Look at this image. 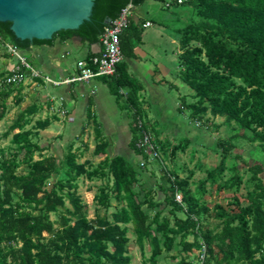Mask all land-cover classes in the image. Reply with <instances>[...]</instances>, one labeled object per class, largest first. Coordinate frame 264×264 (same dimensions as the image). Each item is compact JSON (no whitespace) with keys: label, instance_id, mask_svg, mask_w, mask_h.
<instances>
[{"label":"trees","instance_id":"trees-1","mask_svg":"<svg viewBox=\"0 0 264 264\" xmlns=\"http://www.w3.org/2000/svg\"><path fill=\"white\" fill-rule=\"evenodd\" d=\"M144 1L95 0L89 20L54 36L78 35L84 41L97 42L122 8ZM175 3L179 4L178 0ZM184 5L186 11L180 16L187 15L189 20L178 29L177 66L179 76L194 92L192 101L182 96L178 109L187 110L188 118L200 125L208 123L209 113L213 118L221 116L222 124L235 130L215 142L214 150L222 155L220 163L194 181V188V169L181 176L176 167L164 165L165 154L175 161L178 150H185L191 140L173 145L169 138L154 136L156 129L144 120L140 82L121 69L122 60L114 75L102 78L108 80L117 98L122 97L120 88H126V103L135 108L130 148L140 158L138 162L121 154L106 155L97 164L79 162L83 152L74 151V140L62 158L45 154L47 148L33 136L51 120L32 124L36 104L20 110L9 128L0 133V264H131L130 231L142 250L150 248L145 264H162L160 259L168 257L172 263L166 264H264V0H185L179 4ZM142 30L141 23L129 18L120 36L124 57L133 55L142 41ZM0 37L19 51L32 43L53 41L17 38L8 21L0 22ZM3 41L0 57H11ZM92 57L83 61L92 65ZM23 72L29 73L26 68ZM9 75L11 69L0 70V122L9 111L11 97L15 105L24 100L23 84L8 82ZM143 131L152 135V150L139 145ZM10 134L15 150L7 151L1 142ZM239 138L255 143L252 154L261 155L259 162L246 164L243 171L231 157ZM107 146V141L97 143L94 153L106 154ZM153 161L164 166L160 180L150 182L155 172L151 170L148 178L145 174ZM228 168L232 175L220 179ZM84 176L105 180L95 196L99 208L93 217L78 192V181ZM208 183L217 190L236 191L245 184L246 202L235 195L226 206L218 202L210 207L205 199ZM158 192L162 197L155 199ZM180 192L182 198L177 200ZM112 198L122 205L109 213Z\"/></svg>","mask_w":264,"mask_h":264},{"label":"crops","instance_id":"crops-1","mask_svg":"<svg viewBox=\"0 0 264 264\" xmlns=\"http://www.w3.org/2000/svg\"><path fill=\"white\" fill-rule=\"evenodd\" d=\"M146 2L147 0L139 5L133 4L130 18L136 24L141 23L143 27L142 41L135 47L133 55L129 57L123 56L122 60H124L125 64L121 69L123 68V71L126 69L134 79L140 82L139 97L144 117L153 119L155 116H160L165 122V127L171 129L173 124L172 119H168L164 113L167 108V101L162 87L164 85L167 87L175 86L170 79L171 76H174H170L172 72L170 67L172 64H176V68H178L177 62L180 53L178 49L179 26L176 24L180 21L182 13L180 10L173 8V11L160 14L158 15V19H156L149 16L150 9L148 11V9L143 10L140 7ZM170 2L172 3L171 6L166 7V3L170 5ZM179 4H176L175 0H163L164 9H170L173 6H179ZM168 18L169 20L167 21ZM172 20H174V23L169 27V24H166V22ZM63 36H53L51 43H32L23 50L26 60L35 70L41 75L45 74L44 76H48L56 81L73 78L77 73V62L100 53L103 48L100 40L91 43L84 41L78 35H72L68 38ZM159 39L167 40L166 43L163 42L161 44L165 46L164 48H159V44L157 47ZM11 57L15 56L11 55ZM17 63L18 60L14 64L16 65ZM14 64L10 67L7 62L6 70L13 68ZM36 65H39V67H36ZM102 77L87 81L52 84L45 81L44 78L42 80L31 78L28 73V77L22 83L24 100L29 95L33 96L31 104L38 106L37 113L33 117L35 119L33 120V124L37 120L47 118L51 120L50 125L47 127L54 126L58 128L57 125H54L55 122H65L63 126H60V129L63 128V130L58 128L54 137L55 139L58 137L56 140L61 137L57 141V145L63 153L72 140L75 143L78 140L81 141V145L88 149L90 144L87 137L93 136L95 141L94 149L97 143L108 142L106 154L97 155L103 157L102 159L106 155L132 154L130 141L133 136V113L121 117H118L117 114L119 113V108L121 110L130 108L132 111L135 108L126 103V88H120L119 93L122 97L117 98V94L111 88L108 80ZM45 89L47 90L45 91ZM86 144H88V147ZM40 146L50 148L49 143Z\"/></svg>","mask_w":264,"mask_h":264},{"label":"rangeland","instance_id":"rangeland-1","mask_svg":"<svg viewBox=\"0 0 264 264\" xmlns=\"http://www.w3.org/2000/svg\"><path fill=\"white\" fill-rule=\"evenodd\" d=\"M172 2V1H171ZM144 9H150L149 16L154 17L158 19V15L168 13L169 11H173L175 9L183 11L187 8L186 5L184 6H173L170 9H164L163 8V0H147L145 4L140 6ZM150 7V8H149ZM186 11V10H184ZM169 18L167 19V21ZM189 20V17L187 15L181 17L182 22H178L176 25L180 26L181 23L186 22ZM169 24V27H171L174 23V20L166 22V24ZM163 42H167L166 39H159L157 41V47L158 44L160 45L159 48H164V45H161ZM23 54V50H21ZM28 57V56H27ZM79 57V56H76ZM170 57V56H169ZM17 61L16 57H0V70L5 69L6 70V64L8 62V66H12ZM32 62V60H30ZM169 63H171L169 61ZM15 65V64H14ZM36 67H39V65H36ZM170 67V66H169ZM172 67V68H171ZM170 67V70L172 72L170 73L171 76L170 79L175 84L173 87H167L164 85L162 87V91L166 97L167 101V108L165 110V116L168 117V119H172V127L171 129L166 128L164 125V120L160 116L155 118H148L144 117V120L146 123H150V128H155V132L153 133L154 136H161L160 139L169 138L172 144H177L181 141H184L186 138H190L191 142L189 146L185 150H178L176 160L171 161L172 157L167 153L165 156L162 157L164 165L170 167H176L178 169V172L181 176H186L189 174V170L194 169L195 174L192 178V184L191 186L194 188V183L198 180L205 177L207 173V169H210L212 167L217 166L222 158V155L214 150L215 142L217 141V138L223 137L228 138L232 133H234L235 130L231 129V125L222 124L224 118L221 116H217L213 118V116L209 113L206 118H209V121L206 125H200L198 121H193L190 118H188V111L180 112L178 107L181 106V102L183 101L182 96H186L187 101H192L193 97L191 96L194 92L193 89H191L179 76L178 68H176V64H172ZM45 75V74H44ZM44 75H41V77H38V79L43 78ZM49 89V88H48ZM47 89H45L46 91ZM27 94V93H26ZM140 96V95H139ZM33 99V96H28V98L22 101L20 105H15L14 100L12 97L9 99V111L5 118L0 122V133L5 132L9 126L12 124V122L17 118V114L20 110L26 108L29 104H31ZM121 107V106H120ZM133 111L130 108H126L121 110L119 108V113L117 114L118 117L131 115ZM156 114V113H154ZM62 117V116H61ZM91 117V116H90ZM35 120V119H33ZM94 120V119H93ZM34 122V121H33ZM33 124V123H32ZM65 122L61 123H54V125H57L60 129V126H63ZM69 124V123H68ZM215 124H220V126H216ZM31 125H28L27 127H30ZM67 126V124H66ZM235 125L233 124V127ZM58 128L54 126L47 127L46 129L38 130V134L33 136V140L37 142L39 145L49 143L50 148L46 147L47 150L44 151L45 154L49 155L50 153L56 154L57 157L62 158L64 153L62 152L60 147L57 145L56 139L54 138L56 136V131H58ZM60 130H63L60 129ZM18 129H16L14 132H17ZM167 131V132H166ZM12 134H10L8 137L4 138L1 142V147L8 150H15L13 143L11 142ZM87 137V136H86ZM85 137V138H86ZM89 141V148L86 149L85 146L81 145V141H77L75 143L74 151L75 152H83L78 157L79 162H84L86 160L92 162L93 164H97L103 157L97 156L94 153V145L95 141L93 136L87 137ZM56 141V142H55ZM255 144V143H254ZM249 140L245 138H239L236 141V146L232 150L231 157L234 158V161H236L238 167L243 171L244 166L246 164H254L255 162H259L261 155L259 156L258 153L252 154L253 146ZM80 148V150H78ZM126 153V151H124ZM123 154V153H121ZM258 154V155H257ZM128 158L133 162L136 163L140 160V158L132 152ZM256 157H255V156ZM260 157V158H258ZM175 158V157H173ZM259 159V160H258ZM174 160V159H173ZM232 160L229 161L228 165H231ZM202 167H199L198 165H201ZM164 165H161L160 163L151 162L148 165V170L146 171L145 178L150 177V172L153 170L155 172V177H152L150 179V182H154L156 180H160V176L162 173V167ZM264 167V163H263ZM232 175V171L228 168L225 170L224 174L220 179L222 178H228ZM262 177L264 178V172H262ZM57 176H54L56 178ZM195 181V182H194ZM194 182V183H193ZM105 184L104 179H94L89 180L88 178L80 177L78 181L79 185V195L81 196L82 200L87 203L88 205V214L90 217H93L97 208H99L98 204L95 201V196L99 190L100 186H103ZM208 183V192L205 195V199L207 200L210 207H213L215 203H221L226 206L229 200L233 196L240 197L241 201L243 203L246 202L247 199V190L248 187L245 184H242L241 187L236 191L235 188H222L221 190H217L216 186L211 187ZM211 187V188H210ZM181 195V192L179 193ZM155 199L162 197V193H159L154 195ZM176 199L178 200V197L176 196ZM111 207L109 209V213L116 210L117 207H121L122 203H118L115 198L111 199ZM124 204V203H123ZM67 206H71V203L69 200H67ZM102 213L104 212V209L101 208L100 210ZM51 218L55 219L56 215L54 213L51 214ZM212 223L216 222L215 218H211L210 220ZM129 242L127 243L129 253L131 254V264H145V259L148 258L151 254L150 248L145 247L144 250L140 248V245L137 243L135 239V235L133 232L130 231L129 233ZM189 240H192V237H189ZM160 263L166 264V263H172L171 258H161Z\"/></svg>","mask_w":264,"mask_h":264},{"label":"water","instance_id":"water-1","mask_svg":"<svg viewBox=\"0 0 264 264\" xmlns=\"http://www.w3.org/2000/svg\"><path fill=\"white\" fill-rule=\"evenodd\" d=\"M95 0H0V22H11L20 39H51L77 29L92 15Z\"/></svg>","mask_w":264,"mask_h":264},{"label":"built area","instance_id":"built-area-1","mask_svg":"<svg viewBox=\"0 0 264 264\" xmlns=\"http://www.w3.org/2000/svg\"><path fill=\"white\" fill-rule=\"evenodd\" d=\"M184 1L185 0H178V3H183ZM166 5L168 6L169 3H166ZM132 9L133 3L130 2L127 6L122 8L119 16L114 20H111L110 24L105 27L100 36L103 48L100 53L91 58L92 65H88L85 61L79 60L77 62V73L73 78L64 81H56L48 76H43L45 81L52 84H60L72 81H87L97 77L114 75L116 73L117 65L123 59L120 46V36L128 25ZM1 41L3 40L0 37V42ZM3 44L6 50L18 60V63L11 68V75L7 78L8 82L23 83L28 77V74L26 75L23 72V68H26L29 71L31 78L41 77V74L28 63L25 56L16 47L4 41ZM139 145L146 146L147 150H152L154 148L150 132L143 131V137L139 142ZM176 196L178 197V200H181L182 195L178 193Z\"/></svg>","mask_w":264,"mask_h":264}]
</instances>
